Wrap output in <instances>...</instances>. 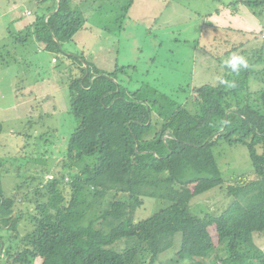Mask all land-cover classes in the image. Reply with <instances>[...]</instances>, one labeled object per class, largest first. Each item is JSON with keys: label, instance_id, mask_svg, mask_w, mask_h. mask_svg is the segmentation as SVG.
Segmentation results:
<instances>
[{"label": "trees", "instance_id": "16d2710c", "mask_svg": "<svg viewBox=\"0 0 264 264\" xmlns=\"http://www.w3.org/2000/svg\"><path fill=\"white\" fill-rule=\"evenodd\" d=\"M32 1L36 10L25 32L11 35L22 44L31 38L37 53L57 57L80 28L72 0ZM239 2L251 8L260 1ZM64 55L73 72L69 111L80 123L68 139L64 165L50 179L31 181L19 200L2 198L0 228L9 231L0 236L4 264H144L142 253L148 264H264L253 239L264 233V153L258 152L264 147V107L239 105L223 83L198 87L179 102L134 78L133 66L105 72ZM218 141L244 145L254 177H223L211 153ZM207 184H225L231 198L218 216L191 212V201ZM24 202L34 208L27 219L32 230L20 235L24 214L18 206ZM133 202L158 209L134 221ZM176 234V259L157 263ZM119 240L125 243L117 251L112 246ZM190 241L203 248L207 262L186 249Z\"/></svg>", "mask_w": 264, "mask_h": 264}, {"label": "rangeland", "instance_id": "374dc122", "mask_svg": "<svg viewBox=\"0 0 264 264\" xmlns=\"http://www.w3.org/2000/svg\"><path fill=\"white\" fill-rule=\"evenodd\" d=\"M251 1L260 2L248 8L239 0H84L79 5L72 0L80 28L55 57L37 53L31 38L22 44L10 35L24 30L30 17L22 13L36 10L33 1L0 0V203L2 198L16 195L19 200L31 181L45 182L61 167L68 139L80 123L69 111L68 85L73 72L64 55L68 52L105 72L133 66L137 70L134 78L179 102L198 87H216L225 78V90L239 105L263 108L264 0ZM233 54L244 56L250 67L233 72L224 63ZM232 83L239 85L236 93L229 87ZM262 149L258 152L264 153ZM211 153L223 177L234 173L254 177L244 145L218 141ZM199 191L191 201L194 215L218 216L231 202L225 184H207ZM18 208L24 217L17 230L23 235L32 230L27 219L34 208L27 202ZM157 209L155 204L131 203L134 221ZM8 233L0 228V236ZM208 234L215 249L214 226ZM180 238V234L174 236L173 246L157 263L176 259ZM253 239L264 253V233H255ZM123 243L119 240L112 248L120 251L118 245L123 247ZM3 246L0 242V264H4ZM186 249L208 261L203 248L194 242H188ZM140 258L148 264L144 253ZM190 262L184 259L177 264Z\"/></svg>", "mask_w": 264, "mask_h": 264}, {"label": "clouds", "instance_id": "9594fccd", "mask_svg": "<svg viewBox=\"0 0 264 264\" xmlns=\"http://www.w3.org/2000/svg\"><path fill=\"white\" fill-rule=\"evenodd\" d=\"M225 65H227L231 70L235 73H238L241 68H247L248 63L244 56L242 55H231L226 61H224ZM220 83H227L226 81L221 80ZM234 83L229 84V87H234Z\"/></svg>", "mask_w": 264, "mask_h": 264}, {"label": "crops", "instance_id": "0c3cea01", "mask_svg": "<svg viewBox=\"0 0 264 264\" xmlns=\"http://www.w3.org/2000/svg\"><path fill=\"white\" fill-rule=\"evenodd\" d=\"M84 0H77V5H79L81 2H83ZM34 3H35V1H34ZM22 6H23V4H22ZM30 13H32V11H30V10H26V11H24L22 14H26L27 16H29L30 17ZM29 22H30V19H29V21L27 22V24H29ZM26 24V25H27ZM26 25H24L23 26V28L26 26ZM87 27L85 26V29H86ZM16 31L18 30V29H15ZM21 30V29H20ZM20 30H18V32L20 31ZM8 33H10L11 31H7ZM13 34V33H12ZM10 35H11V33H10ZM68 54L69 55H75V56H77L76 54H71V52H68ZM52 58H54V57H52ZM53 59H51V61H52ZM87 60V59H86Z\"/></svg>", "mask_w": 264, "mask_h": 264}, {"label": "built area", "instance_id": "2783aa9c", "mask_svg": "<svg viewBox=\"0 0 264 264\" xmlns=\"http://www.w3.org/2000/svg\"><path fill=\"white\" fill-rule=\"evenodd\" d=\"M52 61L55 62V59H53Z\"/></svg>", "mask_w": 264, "mask_h": 264}, {"label": "water", "instance_id": "95a60500", "mask_svg": "<svg viewBox=\"0 0 264 264\" xmlns=\"http://www.w3.org/2000/svg\"><path fill=\"white\" fill-rule=\"evenodd\" d=\"M57 10H58V8H57ZM61 47V46H60ZM86 67V66H85Z\"/></svg>", "mask_w": 264, "mask_h": 264}]
</instances>
